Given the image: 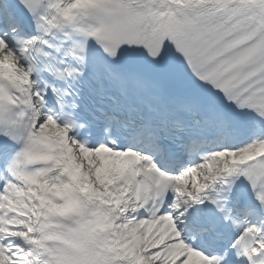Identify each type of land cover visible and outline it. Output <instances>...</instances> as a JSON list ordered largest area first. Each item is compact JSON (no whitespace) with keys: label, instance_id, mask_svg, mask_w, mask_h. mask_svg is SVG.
I'll list each match as a JSON object with an SVG mask.
<instances>
[{"label":"snow or ice","instance_id":"snow-or-ice-1","mask_svg":"<svg viewBox=\"0 0 264 264\" xmlns=\"http://www.w3.org/2000/svg\"><path fill=\"white\" fill-rule=\"evenodd\" d=\"M0 264H264V0H0Z\"/></svg>","mask_w":264,"mask_h":264}]
</instances>
